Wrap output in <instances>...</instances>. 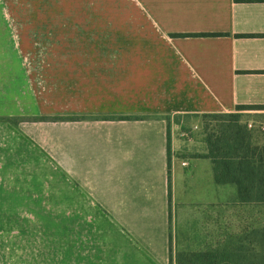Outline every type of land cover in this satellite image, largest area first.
I'll return each instance as SVG.
<instances>
[{"label": "crops", "instance_id": "obj_1", "mask_svg": "<svg viewBox=\"0 0 264 264\" xmlns=\"http://www.w3.org/2000/svg\"><path fill=\"white\" fill-rule=\"evenodd\" d=\"M0 57L35 104L0 158L42 184L0 211L39 264H175L185 214L235 196L180 117H264V0H0Z\"/></svg>", "mask_w": 264, "mask_h": 264}, {"label": "rangeland", "instance_id": "obj_2", "mask_svg": "<svg viewBox=\"0 0 264 264\" xmlns=\"http://www.w3.org/2000/svg\"><path fill=\"white\" fill-rule=\"evenodd\" d=\"M26 64L31 68L37 67V63ZM21 65L22 63H19L15 58L0 57V124H9L15 129H18L22 122L28 121V118L35 114V104L28 91ZM31 68L29 70L33 72L34 69ZM247 116L245 117L246 120L241 119V122L246 123L248 128L254 131L255 138L263 143L264 117H252L254 119L251 120V115ZM180 118L188 127L187 129L192 132L190 135H198L203 132L200 118ZM195 126L197 128H194ZM18 133L20 134L21 131ZM3 139L8 141V139ZM0 140H2L1 136ZM6 168L7 164L0 158V180H2L0 182V206L16 209L17 205L20 206L22 203V200L17 198L21 197L24 191L38 192L41 190L42 184L37 179L23 180V173L17 171H15L16 177L7 178ZM4 186H9V189H4ZM229 188L230 186H225L224 195L229 191L227 190ZM4 190L9 192V198L7 197L8 193ZM10 191L16 194V197H13ZM231 195L228 194L224 201L229 199ZM15 212L0 211V264H39L38 261L29 258L30 256L24 252L21 226H3L6 223L19 221ZM14 214H16V220L13 217ZM187 214H185L186 227L174 230V244L172 245L174 252L204 250L213 247L221 239L224 231H235L246 223H250L251 219L264 225V208L248 210L243 213L241 209L227 205V202L216 206L202 207L197 213L190 211ZM250 217L251 219H249ZM18 223L20 224V222ZM14 224L16 223L14 222ZM27 249H29V245H27Z\"/></svg>", "mask_w": 264, "mask_h": 264}, {"label": "trees", "instance_id": "obj_3", "mask_svg": "<svg viewBox=\"0 0 264 264\" xmlns=\"http://www.w3.org/2000/svg\"><path fill=\"white\" fill-rule=\"evenodd\" d=\"M243 110L238 107L236 113L192 117L202 120L206 158L212 164L214 182L235 187L236 194L227 205L246 213L264 208V142H259L254 131L241 122ZM125 119L129 117L122 118ZM167 147L169 151V135ZM175 264H264V225L251 219L235 231H224L213 247L177 251Z\"/></svg>", "mask_w": 264, "mask_h": 264}]
</instances>
